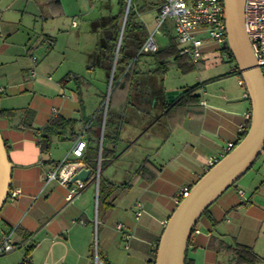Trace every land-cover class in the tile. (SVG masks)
<instances>
[{
  "label": "crops",
  "instance_id": "0c3cea01",
  "mask_svg": "<svg viewBox=\"0 0 264 264\" xmlns=\"http://www.w3.org/2000/svg\"><path fill=\"white\" fill-rule=\"evenodd\" d=\"M162 2L139 0L134 9L136 21L144 24L145 11H149L155 21ZM0 5H6L0 10L2 80H7L4 64L6 38L14 33L17 23L24 20L27 23L41 22L42 28L54 26L67 18H70L71 28L79 27L77 19L88 22L91 34L97 37L96 46H100L101 50L99 56H95L94 65L105 70L106 75L104 63L107 58L102 46L109 41V17L119 12V0H0ZM97 6L100 11L94 14ZM168 23V34L174 38L172 23ZM141 59V67L138 64L141 83L132 85L130 105L121 110L125 95L119 91L114 97L112 120L120 126V141L115 147L111 142L106 144L109 153L105 159L106 165L101 170L100 163L98 165L99 139L96 143V138L97 131L102 128L103 116L101 127L94 131L91 140V135L85 133L86 126L78 130L75 126L73 133L67 129L63 138H54L52 144L65 140L69 145L55 159V151L40 149L38 129L54 116L75 119L71 113V103L58 100L57 107L48 109L49 101L29 94L30 90L33 91V85L38 84L35 80L37 74L35 72V77H31V70L24 71L25 83L14 86L12 92L5 86L0 88V110L12 111L8 117L0 119V132L12 164L10 190L20 191L14 201L6 199L0 211V240L10 234V241L15 245L11 252L0 256V264H94V247L104 264H148L155 261L164 223L177 206L179 191L184 187L191 188L208 171L207 161L221 159L227 144L237 142L238 126L246 123L245 115L250 112V103L244 96L247 94L245 87L239 83L240 77L233 73L234 64L223 58L221 49L208 46L194 70L205 71L209 75L206 79L198 77L194 85L182 88L196 87L192 95L199 97V101L177 110L170 118L160 117L162 108L175 101L183 90L171 94L170 90L160 86L165 94L162 92L156 100L159 113L151 118V84L154 77L150 70L153 60H147L146 55ZM185 60L191 63L187 58ZM220 60L230 65V71L211 76V66ZM94 68L93 65L87 66L89 71H94ZM49 78L47 80L51 81ZM231 79L236 80L235 83ZM65 84L64 81L59 83L62 90ZM153 91L155 94L158 90L154 87ZM73 96L80 108L82 99L77 98L75 92ZM100 97L88 118L89 122L103 108L104 96ZM10 99L18 101L13 106L2 104ZM130 108H137L138 112L133 115ZM26 110L29 113L25 114ZM84 120L81 117V121ZM80 135L87 143L83 159L70 157V160L80 163L83 169H89L91 173L78 195L68 202L66 188L57 182L45 184L44 179L46 172L63 160L75 138ZM146 135H149L146 155L139 156L140 160L135 159L134 163L128 165L122 163L128 149ZM96 144L97 164L93 171L85 160L87 158L91 163L95 161L88 152ZM111 150L116 154L114 160H110ZM260 156L264 160V149ZM144 161L153 165L155 175L151 180L136 173ZM113 166L115 168L107 172ZM99 177L109 193L106 192L100 203ZM238 189L241 188L235 186L225 191L197 222L186 250L189 264H220L218 257L224 258L223 264H234L235 259L227 247L235 245L249 247L259 258H263L260 254L264 249L261 247L262 244L264 246V190L258 194L261 188H255L249 204L243 205L237 195ZM137 203L141 204L143 210L139 218H136ZM119 224L122 225L121 229H117ZM127 235L130 237L127 238Z\"/></svg>",
  "mask_w": 264,
  "mask_h": 264
},
{
  "label": "rangeland",
  "instance_id": "374dc122",
  "mask_svg": "<svg viewBox=\"0 0 264 264\" xmlns=\"http://www.w3.org/2000/svg\"><path fill=\"white\" fill-rule=\"evenodd\" d=\"M96 1L97 0H95V2ZM138 1L139 0H133L131 7L132 10L135 9ZM125 3L126 6L128 5V10L125 16V6L123 16L120 20V42L131 0H125ZM5 6L6 5H0V10H3ZM99 9L100 7L97 6L94 14L100 11ZM143 16V25L146 26L145 28L148 32V35H153V38L159 47L165 48L169 46L171 43V37L168 34L169 21H166L159 29L160 33H155L156 24L155 21L152 20L151 13L149 11H145ZM77 23L79 25L78 28H71L70 18L61 20L60 22L54 24V26L46 25L43 28L41 27V22L38 21L27 23L24 20L22 23H17L14 33L6 38L7 47L5 50L6 59H4V64L7 80L4 81L0 78V88L5 86V88H9V92H12L14 86L19 83H25L24 80L26 74L24 71L29 72L30 70H35L37 74L35 80L38 84L35 83L33 85V91L30 90L31 92H29V94L37 95L39 98L49 101L47 105L48 109H51L55 106L57 107L56 104L58 100H68L72 105V116L78 121L76 124V130L83 128L85 126L83 122L91 117V112L94 111L97 102H99V94H101L100 98H103L104 96L105 101L107 92L109 91L110 94L113 92L116 82L113 86L112 83L113 80L115 81V79H113L114 74L111 76V73L115 69L118 54L115 59V64H113V59L115 57L116 49H119L120 46V43L119 45L117 43L112 61L108 60L106 63H104L105 69L109 71V77H106L104 72L105 70H100L96 64L94 65L95 56H99L101 51L100 46H96L97 37L91 34V29L89 28L88 22L77 19ZM47 37L52 41H49ZM33 58L36 59V64L33 63ZM150 58V56L146 55L147 60ZM140 61L143 60L141 59ZM168 61L169 64L165 74L161 77H154L153 82L155 88H157L158 91L161 89V84V86L170 90L169 92L172 94V92L180 91L183 90L182 88L194 85L196 83L195 79L198 77L206 79L209 75V73L205 71L198 72L196 70L190 71L188 73H182L173 60L168 59ZM92 65L95 67L94 71H89L87 66ZM139 66L141 67V63ZM211 67V76L218 75L220 72L227 73L230 71V65L228 63H223L221 60L217 61L216 64ZM74 74L77 75L79 79H81L79 80L78 84L79 91L81 92L80 97L82 99L81 109L79 108L77 101L75 102L73 96V92H75L76 89L74 80L68 81L65 84L64 90L61 89L63 87L60 88L59 86V83L62 80L70 75L74 76ZM48 77L51 78V81L47 80ZM110 79L111 85L109 86ZM118 79L120 81V78ZM231 81L235 83L236 80L231 79ZM109 96L107 98V104H102V111H104V107H106L107 111ZM16 101L18 100L10 99L4 101L2 104H6V106H13ZM151 106L153 109L157 107L156 109L151 110V118H155L159 113V107L155 104H151ZM136 109L137 108H130L129 111L134 115L138 112ZM81 117L85 119L83 122L81 121ZM97 133V138L100 141L101 130H98ZM148 136L149 135H146L140 140L132 141H135V146L128 149V153L126 154V157L124 158L125 160L124 162L122 161V163H126L128 165V163H134L135 159L140 160L139 156L146 155L145 151L148 150L146 147ZM68 146L69 145L67 141L61 140L60 142L52 144L49 150L50 152H56L54 155V158L56 159L65 152ZM262 157L263 156H260L251 169L236 183V186H239L244 191L245 197L249 201H251L252 194H255L256 192L255 188H261L258 194H261V192L264 190V160ZM114 168L115 166L108 169L107 172L112 171ZM259 169H261L260 172ZM257 171L259 173H257ZM255 199L257 201L259 200L257 196ZM261 247H264L263 244ZM262 250V254L260 255L264 258V249ZM218 261L220 264H223L224 258L222 260V257H218Z\"/></svg>",
  "mask_w": 264,
  "mask_h": 264
},
{
  "label": "water",
  "instance_id": "95a60500",
  "mask_svg": "<svg viewBox=\"0 0 264 264\" xmlns=\"http://www.w3.org/2000/svg\"><path fill=\"white\" fill-rule=\"evenodd\" d=\"M244 2L245 0H224V11L227 46L250 103L249 128L243 139L210 168L176 206L159 239L155 264H185L188 242L203 213L250 170L263 150L264 80L256 65L245 32ZM127 10L128 5L125 9V16ZM119 43L120 38L118 45ZM117 54L118 48L113 64H115ZM109 94L108 91L105 104H107ZM105 116L106 107L103 111L98 165L103 143ZM90 173L89 169H81L72 177L71 183L75 181L86 182ZM11 178L12 164L0 132V211L6 202Z\"/></svg>",
  "mask_w": 264,
  "mask_h": 264
},
{
  "label": "trees",
  "instance_id": "16d2710c",
  "mask_svg": "<svg viewBox=\"0 0 264 264\" xmlns=\"http://www.w3.org/2000/svg\"><path fill=\"white\" fill-rule=\"evenodd\" d=\"M132 2L133 0H131L125 25L122 31V38L118 49V59L116 60L115 69L113 73L114 74L113 79H115V81L113 80L112 84L114 86L116 82V86L115 88L113 87L114 88L113 92L109 96L108 108L106 111V117L104 121L103 144L100 155V170L104 165H106L105 159L108 157V153H109L108 149L106 148V144L111 142L115 147V145L120 141L119 139L120 132L118 131L120 129V126L116 125L117 123L116 122L114 123L112 120V113H113L112 108H113L114 97L115 95H117V93H119V91L122 92L123 95H125L124 102L121 106V110H125L126 107L130 105V94H132L131 87L132 85L141 83L142 77L140 76V71L138 70L137 65L140 59L142 58V56L148 55L153 60L152 69L150 70V74L152 77H161L165 74L169 64L168 59L173 60V62L176 64V66L182 73H188L195 69V64L187 62L185 60V57L179 54L177 43L175 42V39L173 37H171L170 45L165 48L158 47L157 51L154 53L140 52L142 44L149 35L145 27L136 21L137 15L135 10H132L131 8ZM125 6H126L125 0H119V12L117 13V15L109 17L110 25H108L107 28L109 41H107V43H105L102 46L103 52L105 54L104 57L106 56L107 58V59L105 58L106 62L108 61V58H110L109 60L112 61L113 54L117 47L118 39L121 33L120 20L123 16ZM221 51L229 55V61L234 64V68H235V71L233 73L238 75L235 62L233 60L232 55L229 52L227 44L222 48ZM106 77H109V71L106 72ZM118 78H120V81ZM70 80H74L76 85L75 94L77 95V98L81 99L80 97L81 92L79 91L78 88L79 80L81 79H79V77L77 76H68L67 79L62 80V82L64 81L65 83H67ZM151 86H153V88L151 87L152 89L151 103L156 105L157 98L159 99L161 97L162 92L163 94H165V91L162 88V90L160 89L159 91H156L154 94L153 89L155 85L153 81ZM126 87H128V90H126ZM195 88L196 87L194 88L192 87L183 90L175 101H173L172 103L165 104V106H163L162 108L160 117L170 118L175 114L177 110L182 109L183 107L185 108L190 103L198 102L199 97L192 95L193 90ZM247 100L249 102L248 96H247ZM249 110H250V104H249ZM24 112L25 114L29 113L27 112V110ZM10 114H12V111L0 110V119L8 117ZM102 115H103V111L99 110L94 115V118L90 122L89 119L84 121L85 122L84 125L86 126L85 133L88 134V136L91 135L90 140L91 137H93L94 131L101 127ZM77 122L78 121L76 119L67 120L61 116L52 117L46 125L38 129V131L40 132V141H39L40 149L42 151L47 152L53 143V139L63 138V135L65 134L67 129H69L71 133H73L74 127L76 126ZM114 128L116 129L115 131L113 130ZM247 128H249V121L247 122ZM96 140H97L96 143H98V138H96ZM90 148L91 149L88 153L91 156H93L95 160V157L97 158V153H98V144ZM110 154H111L110 160H114L116 157L115 151L111 150ZM85 163L88 164V166H90L93 171H95L97 160L91 163V161L86 158ZM152 168L153 165L149 161H144L142 165L138 168L136 173L138 176H142V177L148 176L146 179L151 180L155 175V172L153 171ZM236 183L232 187H235ZM111 185L114 186L113 184ZM106 192L107 190L103 185V180L101 179V177H99V185H98L99 203L101 200L103 201V198L106 196ZM107 194L109 193L107 192ZM207 211L208 209L203 213V215L207 213ZM227 250L229 253L233 255L235 259L234 264H257L258 262H264V258H259L251 248L246 246H242V245H235L233 247L229 246L227 247ZM185 264H189L187 259H185Z\"/></svg>",
  "mask_w": 264,
  "mask_h": 264
},
{
  "label": "built area",
  "instance_id": "2783aa9c",
  "mask_svg": "<svg viewBox=\"0 0 264 264\" xmlns=\"http://www.w3.org/2000/svg\"><path fill=\"white\" fill-rule=\"evenodd\" d=\"M166 21L172 23L173 36L177 43L179 54L187 58L191 63L197 64L203 57L204 50L214 45L221 49L227 44L224 0H163L155 19V33H160L159 29ZM75 22H73V25ZM244 28L248 41L263 80H264V0H245L244 2ZM153 35H149L140 49L141 53H154L157 51ZM223 58L229 60V55L223 52ZM36 62V59H32ZM235 71V70H234ZM30 76L35 77V71H30ZM50 79V78H49ZM239 83H242L239 81ZM247 98V94H244ZM205 105V102L202 103ZM246 123L238 126L236 143L227 144L222 157L231 151L245 136L250 121V112L245 115ZM87 143L82 139V135L77 136L70 151L67 152L61 162L52 166L45 174V184L57 182L67 190L66 201L70 202L78 195L79 189L84 187V183L75 181L71 183L72 177L78 173L83 166L73 162L70 157L80 159L83 156ZM220 159L212 158L207 161V170L212 168ZM191 188H182L177 195V205L186 197ZM20 194L18 189L9 190L7 200L14 201ZM237 195L243 205H248L242 189L237 190ZM97 198V197H96ZM97 203V199H96ZM136 218H139L143 210L141 204L136 205ZM166 225V222L164 223ZM122 225H117L121 229ZM127 238L130 236L127 235ZM15 248L10 241V234L0 240V256L11 252ZM94 264H104L98 257L94 247ZM155 264V261L148 263Z\"/></svg>",
  "mask_w": 264,
  "mask_h": 264
}]
</instances>
